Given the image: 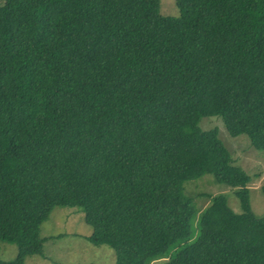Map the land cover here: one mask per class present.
Segmentation results:
<instances>
[{
  "label": "trees",
  "instance_id": "obj_1",
  "mask_svg": "<svg viewBox=\"0 0 264 264\" xmlns=\"http://www.w3.org/2000/svg\"><path fill=\"white\" fill-rule=\"evenodd\" d=\"M174 6L0 2V242L17 248L0 264L42 255L54 206L80 209L114 264H264L253 178L199 125L264 150V0ZM203 174L241 211L223 193L198 209L184 184Z\"/></svg>",
  "mask_w": 264,
  "mask_h": 264
},
{
  "label": "rangeland",
  "instance_id": "obj_2",
  "mask_svg": "<svg viewBox=\"0 0 264 264\" xmlns=\"http://www.w3.org/2000/svg\"><path fill=\"white\" fill-rule=\"evenodd\" d=\"M159 13L176 15L174 0H159ZM199 125L202 128L218 126L219 137L230 151L234 162L253 178L248 184L253 212L264 215V150L251 147L244 133L230 135L221 121L214 116L202 117ZM184 186L186 195L198 194L191 198V202L197 204L198 209L208 203L209 195L223 193L230 207L236 212L241 211L235 188L216 182L212 174H203L197 179L187 181ZM193 225L196 228V219H193ZM90 230L91 227L84 221L80 209L75 206H54L40 223V235L46 238L42 255L28 256L24 264H114L112 248L103 244L94 246L85 239ZM16 252L15 245L0 242L1 260L11 259ZM160 261L154 260L150 264Z\"/></svg>",
  "mask_w": 264,
  "mask_h": 264
}]
</instances>
